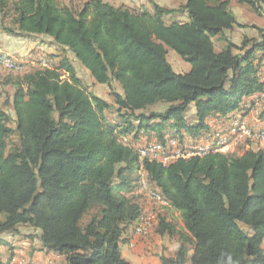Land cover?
Masks as SVG:
<instances>
[{
    "label": "trees",
    "instance_id": "16d2710c",
    "mask_svg": "<svg viewBox=\"0 0 264 264\" xmlns=\"http://www.w3.org/2000/svg\"><path fill=\"white\" fill-rule=\"evenodd\" d=\"M261 1L137 8L0 0V31L45 35L58 50L49 55L55 66L0 79L12 88L0 102V236L27 226L40 231L28 237L40 242L31 254L52 252L61 264H131L122 247L149 214L138 191L146 182L168 204L156 232L175 244L160 264H264V147L248 137L243 153L212 150L167 164L138 151L170 138L203 145L227 132L212 122L246 114L248 98L264 97V29L240 44L229 36L246 26L233 5L262 14ZM169 51L189 69L176 71ZM69 53L110 87L112 103L83 86ZM158 104L165 109L144 112ZM2 246L9 243L0 237V264H12Z\"/></svg>",
    "mask_w": 264,
    "mask_h": 264
},
{
    "label": "rangeland",
    "instance_id": "374dc122",
    "mask_svg": "<svg viewBox=\"0 0 264 264\" xmlns=\"http://www.w3.org/2000/svg\"><path fill=\"white\" fill-rule=\"evenodd\" d=\"M62 3H71L72 5L75 6H79L81 3H83L85 0H60ZM110 2H115L116 4H121L122 0H109ZM165 2L167 5L173 6V5H179L178 0H165L163 1ZM236 8V17L241 20L242 22H247L249 24L250 27H252L253 25L251 24V22L253 21L251 15H252V11L250 8H246V10H243L244 8ZM234 11V12H235ZM1 19V17H0ZM258 28H262L264 29V22L261 24V27L258 26ZM257 28L256 33H257V38L261 37V33L259 31V29ZM252 29V28H251ZM253 31V29H252ZM250 31V32H252ZM229 36L231 37V39L236 42L238 41V36H236V32L235 33H230ZM253 36V35H252ZM27 42H32V41H39L41 43H45L47 44V46L49 47L51 42L50 40H48L47 36L45 35H40L38 37H34V38H26L25 39ZM242 42V41H241ZM240 44V42H237ZM215 44L217 46V48L220 49L221 47V42L218 41L217 39H215ZM46 46V47H47ZM47 47V48H48ZM58 50H56L57 52ZM0 54H3L7 57H11V61L17 60L15 62L19 63V64H24L25 62L22 60H19L15 57H13L10 54H7L4 51L0 50ZM72 57H71V56ZM9 57V58H10ZM69 58L71 59L72 62L75 61L74 67L76 69V72L78 74V76L81 78L83 86L89 91V92H93L95 94H97L98 96L108 100L109 102L112 103L113 98L110 94L111 89L109 86L104 85V84H95V82H93V77H91V74L86 70V68L80 63L77 62L75 60V57L73 54L69 53ZM168 58L170 63L172 64L173 68L178 71V72H185L188 69V64L186 61H184L178 54H176L174 51H169L168 53ZM58 59H54L52 61L51 64H49L50 66H55V63H57ZM8 64L6 63V66ZM5 65L0 63V79L2 81L3 78H6L7 76L10 77L12 76L13 78L16 77H20L21 75L19 74H15V73H24L26 71H29L32 69L33 65L32 64H26L24 66H20V68L16 69V70H10L8 67H6ZM35 66H42L40 64H38V62H36ZM13 71V72H12ZM67 76V75H65ZM66 78V77H65ZM115 88L117 90H120L119 86L117 84H114ZM0 102L4 103L6 102L9 97L11 96L12 93V88L8 85V86H0ZM165 105L163 104H158L155 106H152L150 108H148L147 110H145L144 112H150V111H162L165 109ZM6 110H8L9 112L13 113L14 112L11 110V108H9L8 105H6ZM191 112H189L187 114V120H191ZM108 117L110 118H115L116 114L115 111H108L107 112ZM242 119L243 117H241V115L236 116L235 117V121H234V126L237 125H243L247 128L248 131H250L252 133V135H243L242 133H237V139L242 138V137H251L252 139L256 140L262 147H264V139H262V134H259L258 132H264V131H256L251 129L249 126L246 125L245 122L243 121H236L238 119ZM233 130V129H232ZM171 139V138H170ZM178 141V139H175ZM211 141H210V146H211ZM149 145V144H147ZM145 145V146H147ZM196 144H194L193 142L190 143H186L184 142L183 145H179V147H183V151L187 149V151H190L191 154L193 153H199L196 152V150L198 151H205L206 150V143H204L203 145L200 146H195ZM144 146V147H145ZM197 149H196V148ZM205 147V148H204ZM142 148V147H140ZM138 148V149H140ZM244 145L243 143H240L238 146H233L230 147L228 150L223 151V152H227L228 153H243L244 150ZM175 155H165V157L163 158V163L167 164L169 161H173L175 160ZM158 161H161V159H158ZM162 162V161H161ZM145 182V181H144ZM146 184V185H145ZM145 185V186H144ZM139 192L143 193V197H142V201L145 204L146 210L149 211V214L147 215V217H144L137 225H134L133 228L136 226V233H133L132 238L130 239V243L127 244L128 247H130L135 253H136V262H134V264H157L155 261L159 260V257L161 255H168L171 254L175 244H173V246L171 247V245L169 244V241L167 238H160L156 232V224H155V220L153 221L152 217L156 218L155 214H159V213H166V209H165V205H168L167 203H163L161 202L159 199L155 198L153 196V193L155 192V190H151L148 186L147 183L145 182L142 185V188L138 189ZM154 212H153V211ZM169 212L174 213L176 216L179 215V212L177 211H173L172 209L168 208L167 209ZM172 210V211H171ZM157 212V213H156ZM138 228L143 230V233H139L138 234ZM145 228V229H144ZM37 230H34L32 228H29L27 226H21L20 227V232L18 234H14V233H5L3 235H1L0 237L3 239H6L9 243V246L4 248L3 250V257L5 259V261H7L11 255V247H13L14 245L16 247H20L23 248V250H25V252L28 253V257H29V261L32 258V255L30 253V249L33 246V248L35 247H40V242L39 239L36 237L33 242L32 240H29L28 237L30 235H39L36 234ZM11 246V247H10ZM124 246V245H123ZM11 248V249H10ZM14 248V247H13ZM36 248V249H37ZM171 248V249H170ZM126 250V248H125ZM126 259V258H125ZM127 260V259H126ZM129 261V260H127ZM135 261V260H134ZM130 262V261H129ZM56 264H59L58 262H55ZM131 263V262H130ZM132 264V263H131Z\"/></svg>",
    "mask_w": 264,
    "mask_h": 264
},
{
    "label": "crops",
    "instance_id": "0c3cea01",
    "mask_svg": "<svg viewBox=\"0 0 264 264\" xmlns=\"http://www.w3.org/2000/svg\"><path fill=\"white\" fill-rule=\"evenodd\" d=\"M151 1L157 2L160 5L166 6V7H176V5H173V6L167 5L165 2H163L165 0H122L121 2L124 4H127L129 6H132V7L150 8L151 7V3H150ZM178 2L180 4V3L184 2V0H178ZM261 2H262V8L264 10V0H262ZM112 3H115V2L112 1ZM235 7L240 8V9L244 8L243 10H246V8H248L247 6L234 4L233 5L234 11L236 10ZM235 13H236V11H235ZM251 17L253 19V21L251 22V24L253 25L252 27H250L247 22H242L241 20H239L237 18L240 23H242L246 26L244 28L243 27L236 28L232 32V33L236 32V36H238L239 40L236 41V43L241 42L243 37L246 35L249 37H256L257 36V33H256L257 28L256 27L257 26L261 27V24L264 22V13L259 14V13L252 11ZM251 28L253 29V31ZM250 31H252V32H250ZM48 40H50V42H51L50 38H48ZM237 44H239V43H237ZM46 46H47V44L41 43L38 40L32 41V42H27L23 38L11 36L5 32L0 31V50L12 55L13 57H15L19 60L24 61L26 64H32L33 66H35L36 62H38V64H40L42 66L50 67L49 64H51L55 58L52 59L49 55L56 53L57 48L52 43L50 44L49 47L47 46L48 48ZM75 60L77 62H79L76 58H75ZM72 63H73V65H76L75 61ZM187 66L189 69V67H190L189 64ZM91 77H92V75H91ZM93 82H95V80ZM95 84H97V83L95 82ZM247 101H248L249 105L250 104L252 105V109L248 113H246V114L245 113H238L231 119V121L229 120L228 122H225V123L221 122V121H217V120L214 122L211 121L216 126V129L218 128L221 130H227V132L223 135H225L228 138L231 137V140L235 141V143H234L235 146H238L240 143H243L244 148H245L243 150V152L250 148V143L248 142V140H247L248 138H246V137H242V138H239L238 140H236L238 138L236 134L237 133L240 134V132L235 130L236 126H234V128H233V120L235 119V117L241 115V117H243L246 125L249 126L251 129L256 130V131H261V130L264 131V116L260 115L261 111L263 109L264 97L263 96L261 97L260 95H258L255 97L248 98ZM194 111L195 110L192 109L191 114H190L192 118H191V120H188L189 123H193L195 120L194 115H193ZM115 118L113 117L112 119H115ZM241 133L243 135H246L243 132H241ZM155 215H156V218L152 217V219H153V221L155 220L154 222H155V224H157V214H155ZM35 233L40 234V231L37 230ZM158 236L160 238H162V237L167 238L171 247L173 246V243L171 242V239L168 235L161 236L158 234ZM129 243L124 244V246L122 247V254L127 260H129L132 264H134V262H136L137 256H136V253L130 247L127 246V244H129ZM6 247L5 246L1 247L2 257H3V250ZM13 247H14L13 251H11V255H12L11 263L12 264H56L55 262H58L59 264H61L64 260L63 257H61L55 253H52V252L36 251L32 255L31 260L29 261V257H28L29 255L27 252H25V250H23V248L16 247L15 245ZM125 248H126V250H125ZM3 259H4V257H3ZM155 262L157 264H160V260H158V261L156 260Z\"/></svg>",
    "mask_w": 264,
    "mask_h": 264
},
{
    "label": "built area",
    "instance_id": "2783aa9c",
    "mask_svg": "<svg viewBox=\"0 0 264 264\" xmlns=\"http://www.w3.org/2000/svg\"><path fill=\"white\" fill-rule=\"evenodd\" d=\"M0 59L2 60H9V62H13L11 61L8 57H2L0 56ZM18 66H23L25 64H17ZM236 121H244V119H238ZM233 128H234V121H233ZM259 134H262V139H264V132H258ZM222 135L217 134L215 135L213 138H221ZM210 140L206 141V150L205 151H197L196 152H206L208 150L211 149H216V148H210ZM235 141L234 140H230V147L234 146ZM184 153L183 152V147H179V141L175 140V139H168V141L164 144L161 142H152L149 143V150H145L144 153H141L143 155V158H148V157H156L157 159H161V161L163 162V158L165 157V155H177V154H181ZM160 197H162V195H160ZM139 233H143L142 229L138 228V234Z\"/></svg>",
    "mask_w": 264,
    "mask_h": 264
},
{
    "label": "bare ground",
    "instance_id": "6f19581e",
    "mask_svg": "<svg viewBox=\"0 0 264 264\" xmlns=\"http://www.w3.org/2000/svg\"><path fill=\"white\" fill-rule=\"evenodd\" d=\"M8 54V53H7ZM0 56H2V57H7V56H5V55H3V54H0ZM10 57V56H9ZM8 57V58H9ZM9 59H11V57L9 58ZM15 61H17V60H14L13 62H9V60H2V59H0V63L1 64H3V65H5L6 66V63L8 64L6 67H8L10 70L12 69V70H16V69H18V68H20V66H18L17 64H19V63H17V62H15ZM235 130L236 131H238V132H243L244 134H246V135H252V133L250 132V131H248L247 130V128L245 127V126H243V125H238V123H237V125H236V128H235ZM232 136V135H231ZM262 137V136H261ZM230 140H231V137L230 138H228V137H226L225 135H222V137L221 138H212L210 141L212 142L211 143V146H210V148H216V149H211V150H208V151H206V152H209V151H226V150H228L229 148H230ZM206 146V145H205ZM196 148V147H195ZM205 148V147H204ZM197 149V148H196ZM145 150H149V145H147V146H145V147H142V148H140L138 151H139V153H140V155H141V157H143V155L141 154V153H144L145 152ZM198 151V150H197ZM184 153H181V154H177V155H175V158H178V157H190V156H193V155H203L204 153H206V152H202V153H192L191 154V152L190 151H187V149H186V151L184 150L183 151ZM148 158H150V159H156V160H158L156 157H148ZM170 162V161H169ZM146 185V184H145ZM155 195V196H154ZM153 196L155 197V198H157V199H159L161 202H163V203H167L164 199H163V197H160V194L157 192V191H155L154 193H153ZM145 229V228H144Z\"/></svg>",
    "mask_w": 264,
    "mask_h": 264
}]
</instances>
